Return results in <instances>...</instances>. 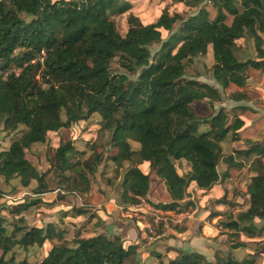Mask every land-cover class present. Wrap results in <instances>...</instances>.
Masks as SVG:
<instances>
[{
    "label": "trees",
    "instance_id": "trees-1",
    "mask_svg": "<svg viewBox=\"0 0 264 264\" xmlns=\"http://www.w3.org/2000/svg\"><path fill=\"white\" fill-rule=\"evenodd\" d=\"M209 3L212 16L206 6L187 17L162 12L145 24L130 15L121 34L111 16L129 9L125 0H0V129L18 131L0 149V177L18 178L24 186L34 179L36 192L47 190L46 172L26 151L45 142L49 132L96 114L110 135L108 144L116 148L106 157L117 166L131 163L119 204L136 205L150 191V177L136 162H147L163 182L168 201L156 207L166 211L180 208L190 183L204 190L222 183L228 172L219 171L220 163L236 169L248 164L247 208L235 217L228 212L223 224L235 232L260 233L252 220L264 219V143L247 141L225 154L223 141L241 138L244 119L235 112L241 106H220L199 116L193 102L217 101L221 95L211 84L188 77L186 68L211 46L212 75L223 89L243 88L250 69L264 72V0ZM243 37L251 39L253 56H238L236 43ZM228 97L241 101L247 94L239 90ZM201 124L206 128L199 130ZM130 140L139 146L134 149ZM101 146L94 143L91 149ZM78 153L73 141H65L55 148L53 165L62 171L82 163L93 174L102 161L99 151L82 162L73 160ZM182 159L189 166L184 175L175 164ZM79 175L85 184L80 189H87V175ZM38 200L15 203L9 212L20 214ZM21 221L15 217L7 226L0 218V264H11L13 255L7 253L16 245H42L54 230L52 224L23 227ZM176 251L167 264H256L253 257L237 259L232 252L208 260L199 252ZM34 264H140V254L137 244L124 246L122 235L98 233L55 244Z\"/></svg>",
    "mask_w": 264,
    "mask_h": 264
},
{
    "label": "rangeland",
    "instance_id": "rangeland-1",
    "mask_svg": "<svg viewBox=\"0 0 264 264\" xmlns=\"http://www.w3.org/2000/svg\"><path fill=\"white\" fill-rule=\"evenodd\" d=\"M125 1L130 3L129 9L111 16L116 29L121 34H124L128 27L127 20L130 15L136 16L145 24L162 12L169 14L178 12L187 17L197 12L200 7L206 6L211 16L214 13L209 0ZM193 1L195 2L192 3ZM167 36L168 33L164 31L163 37L167 38ZM262 37L264 47V34ZM236 44L239 57L255 54L253 43L248 37L238 39ZM157 47L155 45L152 48ZM212 63V48L208 46L205 54L193 57L187 65L188 77L211 84L221 95L220 100L217 101L205 99L193 102L192 107L195 112L199 116H206L220 106L228 110L241 106L235 109V112L244 119V125L240 130L241 138L223 141L222 150L225 154L231 152L233 147L247 146V141L258 140L264 143V72L250 69L243 88L223 89L213 78ZM112 66L115 70L118 69L116 64ZM239 90L244 91L247 98L234 101L228 97L230 92ZM205 128L206 125L199 126V130ZM16 134L18 131L6 133L0 129V149L7 147L10 139ZM109 136L107 131L101 130L99 116L94 114L87 120L78 121L70 127L49 132L43 143H34L26 151V157L38 170L46 172L48 189L45 191H35L38 187L34 179L24 186L18 178L5 181L0 177V192H3L0 196V218L7 226L11 225L15 217L21 216L20 225L23 227L52 224L54 229L42 245L27 247L16 245L7 253V258L13 255V259H9L11 264H34L55 244L61 242L72 244V238H86L98 233L107 236L115 233L122 235L125 247L137 244L140 264H167L168 259L176 254L177 248H179L177 250L199 252L208 260H214L217 254L232 252L237 259L249 256L255 259L256 264H264V226H262L264 219L256 217L252 220L257 230L259 228L261 230L256 235H248L243 231L235 232L223 224L229 220L228 212H232L235 217L240 210L246 209L243 193L251 176L248 164L236 169L220 163L219 171L228 172L222 183L208 190L200 189L190 183L187 195L180 201V208L166 211L156 207V204L168 201L163 182L147 162H136V165L150 177V191L146 199L141 198L144 200L137 206L140 209L132 210L119 204L122 177L126 167L131 163L124 162L123 166H117L106 157L116 150L108 144ZM68 140L73 141L80 150L73 159L75 161H90L94 151H99L102 161L93 174L88 173L82 163L62 171L53 165L52 156L55 148ZM130 142L134 149L139 146L136 141L130 140ZM94 143L103 147L98 150L91 149V144ZM262 160L264 161V157ZM175 164L177 171L182 175L189 169L188 163L183 159L176 161ZM80 173L88 177L87 189H80L85 187V184L79 182ZM33 198L39 200L20 214L14 215L9 212L11 205L30 201ZM219 199L225 202H217ZM187 202L191 203L184 206ZM234 243L241 245L231 249L230 246Z\"/></svg>",
    "mask_w": 264,
    "mask_h": 264
},
{
    "label": "crops",
    "instance_id": "crops-1",
    "mask_svg": "<svg viewBox=\"0 0 264 264\" xmlns=\"http://www.w3.org/2000/svg\"><path fill=\"white\" fill-rule=\"evenodd\" d=\"M240 148H244V147H240ZM245 188H246V187H245ZM146 197H147V196H146ZM243 197H244V199H245V202H246V208H247V200H246V196L243 195ZM145 199H146V198H145ZM131 209H132V210H139L140 208H139V207H134V208H131ZM243 210H245V209H243ZM243 210H240V211H243ZM240 211H239V212H240ZM262 226H263V225H262ZM262 226H261V227H262ZM259 229H260V228H259ZM177 249H179V248H177ZM177 249H176V250H177ZM180 250H181V249H180ZM172 251L174 252L175 249H173ZM176 254H177V252H176ZM176 254H175V255H176ZM175 255H174V256H175ZM174 256H173V257H174Z\"/></svg>",
    "mask_w": 264,
    "mask_h": 264
},
{
    "label": "built area",
    "instance_id": "built-area-1",
    "mask_svg": "<svg viewBox=\"0 0 264 264\" xmlns=\"http://www.w3.org/2000/svg\"><path fill=\"white\" fill-rule=\"evenodd\" d=\"M142 200H144V199H141V200H140V203H141ZM140 203H138V204H136V205L125 206V207H128V209H131V207H137V206H139Z\"/></svg>",
    "mask_w": 264,
    "mask_h": 264
}]
</instances>
